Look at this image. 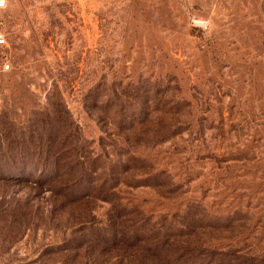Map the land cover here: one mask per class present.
<instances>
[{"label":"rangeland","instance_id":"374dc122","mask_svg":"<svg viewBox=\"0 0 264 264\" xmlns=\"http://www.w3.org/2000/svg\"><path fill=\"white\" fill-rule=\"evenodd\" d=\"M0 22V264H264V0Z\"/></svg>","mask_w":264,"mask_h":264},{"label":"built area","instance_id":"2783aa9c","mask_svg":"<svg viewBox=\"0 0 264 264\" xmlns=\"http://www.w3.org/2000/svg\"><path fill=\"white\" fill-rule=\"evenodd\" d=\"M9 0H3V3L0 4V12L4 11L8 7ZM8 43H7V38H6V33L2 27V24L0 22V48H7ZM3 61H4V70H8L10 68V62L8 60L7 54L3 55Z\"/></svg>","mask_w":264,"mask_h":264},{"label":"trees","instance_id":"16d2710c","mask_svg":"<svg viewBox=\"0 0 264 264\" xmlns=\"http://www.w3.org/2000/svg\"><path fill=\"white\" fill-rule=\"evenodd\" d=\"M115 91H117V89H113V92H111L112 95H113L114 97H116V95H115V93H114ZM119 91H120V90H119ZM91 92H92V91H91ZM91 92H90V93H91ZM120 92H121V91H120ZM121 93H122V92H121ZM121 93H120V94H121ZM118 94H119V93H117V95H118ZM122 95H123V94H122Z\"/></svg>","mask_w":264,"mask_h":264},{"label":"clouds","instance_id":"9594fccd","mask_svg":"<svg viewBox=\"0 0 264 264\" xmlns=\"http://www.w3.org/2000/svg\"><path fill=\"white\" fill-rule=\"evenodd\" d=\"M3 3V0H0V4H2Z\"/></svg>","mask_w":264,"mask_h":264}]
</instances>
